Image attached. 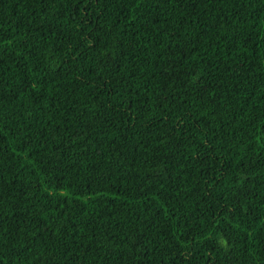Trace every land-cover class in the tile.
Returning a JSON list of instances; mask_svg holds the SVG:
<instances>
[{
  "label": "trees",
  "instance_id": "1",
  "mask_svg": "<svg viewBox=\"0 0 264 264\" xmlns=\"http://www.w3.org/2000/svg\"><path fill=\"white\" fill-rule=\"evenodd\" d=\"M0 264H264V0H0Z\"/></svg>",
  "mask_w": 264,
  "mask_h": 264
}]
</instances>
